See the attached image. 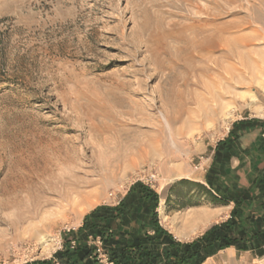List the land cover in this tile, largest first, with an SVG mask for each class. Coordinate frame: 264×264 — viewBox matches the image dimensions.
Listing matches in <instances>:
<instances>
[{
	"label": "rangeland",
	"instance_id": "obj_1",
	"mask_svg": "<svg viewBox=\"0 0 264 264\" xmlns=\"http://www.w3.org/2000/svg\"><path fill=\"white\" fill-rule=\"evenodd\" d=\"M257 3L0 0V264L50 259L91 210L114 203L135 182L154 191L169 171L202 168L203 149L216 144L236 118L264 116L260 72L256 79L243 73L248 79L242 76L236 91L217 102L216 113L203 112L217 105L211 94L224 88L227 67L235 73L242 67L236 58L222 57L223 49L200 47L201 32L252 16ZM50 145L92 170L94 183L84 188L97 193L91 206L63 215L45 207L39 168ZM29 176L28 193L19 182ZM167 192L175 209L192 200L184 185L171 183ZM230 258L205 264H264V243Z\"/></svg>",
	"mask_w": 264,
	"mask_h": 264
},
{
	"label": "crops",
	"instance_id": "obj_2",
	"mask_svg": "<svg viewBox=\"0 0 264 264\" xmlns=\"http://www.w3.org/2000/svg\"><path fill=\"white\" fill-rule=\"evenodd\" d=\"M203 151H207V157L202 168L195 167L189 171L183 167L168 172L164 184L154 190L157 198L155 206L145 202H131L129 206L115 215L114 219H105V222L108 220L113 222V234L108 244L109 248L115 250L134 244L148 252L150 256L146 255L149 256L147 260L154 263L155 248L160 254L169 240L182 243L183 240L198 239L211 226L230 218L233 208H238L237 216L233 217L236 224L245 223L246 214H250L252 224H264V116L250 113L239 116L230 124L227 133L216 144L205 147ZM182 179L206 187H209V183L213 187L212 192H218L228 198V203L217 207L201 204L175 209V203L169 199L167 202L168 196L173 198L172 194H168L167 189L169 184ZM128 189L129 187L121 194L119 200ZM139 192L142 195L140 189L135 190L132 195L139 194ZM142 193L144 194V191ZM116 204L117 200L114 203L103 205L114 206ZM226 208L228 211L225 210ZM185 212L190 215L203 216L202 219L210 213L211 218L199 221L193 228L180 229L176 222ZM154 213L155 227L162 228L164 232L153 233L152 215ZM218 218H221L220 221ZM165 222H168L167 227ZM209 224L210 226L205 228ZM81 225L82 223L79 227ZM84 233L74 232V239H76L77 249L80 252L81 248L86 246ZM192 236L194 238H191ZM238 252L242 251H238L235 247H225L207 257L201 264L215 263L224 256H231ZM125 261L126 259H123L122 264H129ZM75 264H94V262L90 257H82L75 259Z\"/></svg>",
	"mask_w": 264,
	"mask_h": 264
},
{
	"label": "trees",
	"instance_id": "obj_3",
	"mask_svg": "<svg viewBox=\"0 0 264 264\" xmlns=\"http://www.w3.org/2000/svg\"><path fill=\"white\" fill-rule=\"evenodd\" d=\"M216 156L217 152L215 154V160ZM174 184L184 185L191 193L192 198L189 202H178L176 206L177 209L204 203L226 205L229 200L218 192H215L216 194L213 193V187L209 183V187H206L199 183L182 179ZM137 189L141 190L142 195H140V192L139 194L132 195ZM143 191L144 194L142 193ZM131 202H145L155 206L157 198L155 197V192L148 186L140 182L133 183L116 205H100L85 215L82 226L75 231V233L85 232L86 246L81 248L82 255L77 249L74 231H70L69 235L71 239L69 242H66L63 249L55 251L48 260L33 262L31 264H75V259H81L82 257H90L94 264H99L94 256L93 247L88 244L89 236L100 237L103 248L113 264H122L123 259H126L125 263L129 264H201L207 257L225 247H235L238 251H255L261 250L264 243V224H252L250 214H246L245 223L236 224L233 217L237 216L238 208H233L230 218L225 222L211 226L198 239L189 243L173 242L169 240L166 242V246L162 248L160 254L155 248V262L152 263L147 260L150 254L145 252L144 249L136 247L134 244L115 250H112L108 246L113 234V222L110 220L105 222V219H112L115 215L124 210L126 206H129ZM152 218V221L154 220L153 233L164 232L162 228L155 227V213L152 215ZM71 241L75 242L73 247L70 245ZM146 255L149 256L147 257Z\"/></svg>",
	"mask_w": 264,
	"mask_h": 264
},
{
	"label": "bare ground",
	"instance_id": "obj_4",
	"mask_svg": "<svg viewBox=\"0 0 264 264\" xmlns=\"http://www.w3.org/2000/svg\"><path fill=\"white\" fill-rule=\"evenodd\" d=\"M252 9H253V14L251 13L252 16L249 17V15H246V17L248 16V18H245V16H244L240 22L232 23L229 26H218V27H215L213 30H209V31L204 30L203 32H201V33L205 32V35H204L202 41L200 42L201 45L199 44L200 47L204 46V47L208 48L211 52H213V50H216L218 48L223 49V51L221 53L222 57H224L226 60H233L234 58H236V60H238V63L242 67V68H240V70H237V72H236L237 74L235 73V70H234L235 67L234 66L227 67L226 73L229 75V77L228 78H222L221 77L224 81L223 83H225V86L223 84L224 88L221 90L213 91L211 94L210 99L213 101V104H214V102L216 104H217V102H221V104L223 103L222 101L225 100V97H226L225 95L232 93V91L235 89L236 85L241 84V82H243V81H241L242 76L244 75L243 73H245V72L248 73L250 78L257 77L256 74L259 72L261 74L264 73L263 67H262L263 65H261L262 64L261 60H263V62H264V49H263L264 48L263 47L264 46V0H258V3L254 6H252ZM251 21L257 22L261 26L251 28V24H252ZM226 24L228 25L229 23H226ZM246 28H250L251 29L250 31L252 34H249L248 32L247 33L246 32L245 33H243V32L239 33V31H242L243 29H246ZM233 29H235V30H233ZM201 30H203V29H201ZM199 37H202V36H199ZM259 40H261V41L258 42ZM191 42H193V41H191ZM260 48H262V49H260ZM252 53L253 54L255 53V55H256V53H257V55H260L262 53L261 59L260 58L259 59L253 58ZM233 61H235V60H233ZM243 77H245V76H243ZM246 79H248V78H246ZM258 80H259V78H258ZM216 82H218V81H216ZM259 82H261V79ZM218 84H219V82H218ZM262 85H261V87H263ZM219 86L221 87V85H219ZM238 89H239V87H238ZM235 91H236V89H235ZM231 97H233V96H231ZM211 100L209 101L210 104H211ZM250 101L253 104V102H255L256 100L253 96H251ZM219 106L220 105H218V104L217 105L204 106L203 112L204 113H208V112L209 113L210 112L216 113V111H217L216 109H218ZM41 159H43V165H42L41 169L39 168V170H40L41 175H43L42 177H44V180H43L44 183H43V185H41L42 187L40 186L39 188H41L42 191L46 195H48L47 199L44 201L45 207H48V206L53 207L54 206V207H56L57 211L59 213H61V215H63L65 212H67L68 209L74 210L77 207L82 206V205H86L87 207L91 206L92 203H91L90 199H93L95 197V195H94L92 198V194L95 191L91 190V188L90 189H84V188H89L94 183V182H92L94 180V178H92V174H93L92 170H90L89 168H86V167H82L83 162H82V165L78 164V166H77L75 164V162H73L74 160L72 159V157H70L69 153L64 152L61 149V147L58 145H50L49 147H47V149L43 153V156ZM75 160H76V158H75ZM66 162L68 165H64V164H66ZM76 163H79V162L77 161ZM81 167H82V169L79 170L78 168H81ZM105 167H106V165H104V168ZM35 169H37V168H35ZM100 170H102V169L100 168ZM101 172H103V171H101ZM110 174H111V172H110ZM103 175H105V174L103 173L100 176L102 177ZM39 176H40V174H39ZM106 176H104V177H106ZM106 178H108V177H106ZM30 179H31L30 176L28 178L26 177L25 179H22L19 182L20 186H21L20 188H22L24 191L28 192L31 188L29 185V182L33 181ZM39 184H41V183H39ZM35 188H36V185H35ZM95 194H97V193L95 192ZM84 209L87 210L86 208H84ZM48 210H49V208H48ZM47 213L49 214V216L52 215V214H50V212H47ZM202 217L203 216H200V215H192V214L190 215L188 213H185L181 217V220L178 221L177 225H178V227H180V229L193 228L199 221L205 220L206 218H207V220H209L211 218V214L209 213L207 216H204L205 217L204 219H202ZM47 219H49V218H47ZM47 222L49 224V221H47ZM227 259H228V261L231 260L229 255L227 256Z\"/></svg>",
	"mask_w": 264,
	"mask_h": 264
},
{
	"label": "built area",
	"instance_id": "obj_5",
	"mask_svg": "<svg viewBox=\"0 0 264 264\" xmlns=\"http://www.w3.org/2000/svg\"><path fill=\"white\" fill-rule=\"evenodd\" d=\"M119 199H117L118 203ZM88 244L93 247L94 256L99 264H113L103 248L102 240L98 236H89L88 237ZM71 247L75 245L74 241L70 242Z\"/></svg>",
	"mask_w": 264,
	"mask_h": 264
}]
</instances>
